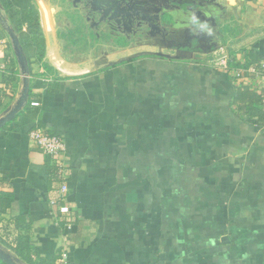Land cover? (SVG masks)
Returning <instances> with one entry per match:
<instances>
[{
    "label": "crops",
    "instance_id": "0c3cea01",
    "mask_svg": "<svg viewBox=\"0 0 264 264\" xmlns=\"http://www.w3.org/2000/svg\"><path fill=\"white\" fill-rule=\"evenodd\" d=\"M140 1L104 0L106 15L93 0L0 2V253L13 264H264V119L251 112L262 115L264 0H187L216 25L196 18L201 29H169L182 46L101 56L69 21L135 34L115 8ZM29 5L41 62L11 22ZM35 128L65 141L64 175L29 140Z\"/></svg>",
    "mask_w": 264,
    "mask_h": 264
},
{
    "label": "rangeland",
    "instance_id": "374dc122",
    "mask_svg": "<svg viewBox=\"0 0 264 264\" xmlns=\"http://www.w3.org/2000/svg\"><path fill=\"white\" fill-rule=\"evenodd\" d=\"M178 3H169L168 6L163 5L164 3H151V7H157L160 9H162V20L160 19V21H156L155 23H153L152 27L147 23L143 22V20L139 19V20H135V22L132 23V21H128L127 22V26H133L135 28L136 33L135 34H123L122 31L115 32L116 26L114 28V30L108 29L109 25L103 24V26H101V32L98 34L95 30V28H93V23L89 22V21H85L82 18L80 19H74L71 18L69 21L71 22H75L74 26L76 27H80L81 29H85L84 32L88 35L87 37H85L91 44L97 45L96 47V55L101 56L104 55L106 53H109L112 51L113 46H115L116 44L118 45L119 43H125L128 45V43L132 42V44H136V43H143V44H159L162 46H167V47H173V46H177V45H181L183 44L184 41H186V39L188 38L187 35L179 34L176 37L173 36H168L172 31L169 30L172 27H170V25L167 23L168 18L169 17H165L164 18V13L166 11H171L172 13H176L178 16V20L176 21L178 25H182L185 23H188L190 21L194 22L196 24V30L201 29V21L200 20H194L193 17V13L197 11V8H194L193 11L191 12V14H188L187 9H189L190 5L188 3L187 0H178ZM209 2H212L211 6H214V0H208ZM204 2L203 0H199L197 3H202ZM162 4V5H161ZM174 4V5H173ZM180 7L183 8V10H180ZM178 9L177 11L175 9ZM175 10V11H174ZM214 11H218L214 9ZM155 13H151V15L153 16ZM188 15V16H187ZM76 16V15H75ZM94 16V15H93ZM77 17V16H76ZM96 17V16H94ZM73 19V20H72ZM78 22V24H77ZM97 22V21H96ZM133 24V25H132ZM65 23L63 24L61 22L60 27L62 28V31L65 33L66 31H64L65 29H67L65 27ZM78 25V26H77ZM74 26L73 29H74ZM75 27V28H76ZM85 27V28H84ZM114 27V25H113ZM208 27V26H207ZM160 31V33L158 32V30ZM168 29V30H167ZM83 32V31H81ZM159 36V37H158ZM162 36V37H161ZM217 37V40H215V38ZM84 39V36L82 37V35H77V37H75V39H72V41L74 40L76 42V44L78 43V45H80V47L78 46L79 50L83 49V42L82 39ZM200 43L202 44V49H212L213 47H216V44L213 41H217V43H219L218 40H223L222 34L220 33V31H217L216 33H210V34H206L202 37H199ZM101 44V45H100ZM102 44L110 46V48L108 47H104V45L102 46ZM68 45L71 46V42H68ZM120 45V44H119ZM77 46V45H76ZM8 76H12V74L10 73V75L8 74ZM7 76V77H8Z\"/></svg>",
    "mask_w": 264,
    "mask_h": 264
},
{
    "label": "trees",
    "instance_id": "16d2710c",
    "mask_svg": "<svg viewBox=\"0 0 264 264\" xmlns=\"http://www.w3.org/2000/svg\"><path fill=\"white\" fill-rule=\"evenodd\" d=\"M0 2L4 5L5 8L7 9L12 8V4H8L7 0H0ZM178 2L179 1L176 0V1H172L171 3L176 4ZM16 3L17 2H14L13 5H16ZM181 9L183 10L182 7H180V10ZM175 10L177 11L178 9ZM165 17H169L167 23L170 25V27L175 29H183L191 26L192 24V22L190 23L189 21L188 23L178 25L176 22L178 20V16L176 13H172L171 11L170 12L166 11L164 13V18ZM11 22L14 29L19 35L20 44L23 47L24 50L23 54L25 55L26 59L28 61L35 59L41 62L45 56V40L43 37V33L39 21L37 20V14L35 9L30 5L25 8H18L15 11L14 15H12ZM23 28H25L26 31H23ZM13 79H14V74H12V76L6 77V81H8L9 83L13 82ZM245 94L249 95L247 92ZM255 103L256 102H254L252 105L253 109L251 108V112L254 113V115H256L259 120L262 121L263 114L261 115V113H259V111L256 110V106L254 105ZM260 103H261V99H260ZM55 173H57V168L55 169ZM0 264H4V263L0 260Z\"/></svg>",
    "mask_w": 264,
    "mask_h": 264
},
{
    "label": "built area",
    "instance_id": "2783aa9c",
    "mask_svg": "<svg viewBox=\"0 0 264 264\" xmlns=\"http://www.w3.org/2000/svg\"><path fill=\"white\" fill-rule=\"evenodd\" d=\"M264 69V66L262 67ZM262 69H253V73L256 75H263ZM261 111L264 119V88L261 93ZM32 107H39V103H31ZM29 140L35 147L43 153L46 157L54 161L57 167L58 175H64V166L62 163V157L67 151L65 141L55 134H50L41 128H35L28 133Z\"/></svg>",
    "mask_w": 264,
    "mask_h": 264
},
{
    "label": "flooded vegetation",
    "instance_id": "af4514ba",
    "mask_svg": "<svg viewBox=\"0 0 264 264\" xmlns=\"http://www.w3.org/2000/svg\"><path fill=\"white\" fill-rule=\"evenodd\" d=\"M92 2V10L99 11L103 15H106L107 11L103 9L104 0H93ZM157 3V2H156ZM163 5L168 6V2H162ZM158 4V3H157ZM162 5V4H161ZM125 5L120 4L118 7L115 8V12L117 14H121L123 17H125L126 23L128 21L135 22V20H143V22L147 23L152 27L153 23H155L157 18L163 14L161 6L160 9L157 7H151V3H148L146 0H141L137 4L131 2L130 4ZM151 13H155L153 16ZM133 25V24H132ZM160 33L159 29H157Z\"/></svg>",
    "mask_w": 264,
    "mask_h": 264
},
{
    "label": "water",
    "instance_id": "95a60500",
    "mask_svg": "<svg viewBox=\"0 0 264 264\" xmlns=\"http://www.w3.org/2000/svg\"><path fill=\"white\" fill-rule=\"evenodd\" d=\"M196 18H199L200 20H202L203 23H212L213 25L215 24V20L213 18H207L206 16H204L201 12H198L197 14H195ZM157 20H159L157 18ZM0 260L3 261L5 264H13L12 261H10L6 256H4L2 253H0Z\"/></svg>",
    "mask_w": 264,
    "mask_h": 264
}]
</instances>
